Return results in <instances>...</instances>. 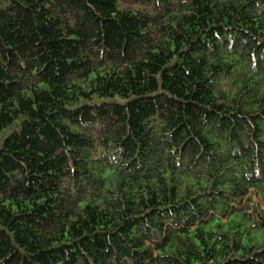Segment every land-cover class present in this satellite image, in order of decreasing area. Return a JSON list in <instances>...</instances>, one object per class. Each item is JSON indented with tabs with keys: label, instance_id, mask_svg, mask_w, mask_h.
<instances>
[{
	"label": "trees",
	"instance_id": "trees-1",
	"mask_svg": "<svg viewBox=\"0 0 264 264\" xmlns=\"http://www.w3.org/2000/svg\"><path fill=\"white\" fill-rule=\"evenodd\" d=\"M0 264H264V0H0Z\"/></svg>",
	"mask_w": 264,
	"mask_h": 264
},
{
	"label": "rangeland",
	"instance_id": "rangeland-1",
	"mask_svg": "<svg viewBox=\"0 0 264 264\" xmlns=\"http://www.w3.org/2000/svg\"><path fill=\"white\" fill-rule=\"evenodd\" d=\"M247 197H248V195H247ZM256 200V199H255Z\"/></svg>",
	"mask_w": 264,
	"mask_h": 264
}]
</instances>
